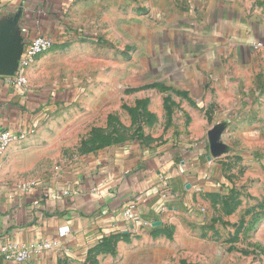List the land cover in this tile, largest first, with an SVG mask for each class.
Masks as SVG:
<instances>
[{
    "label": "crops",
    "instance_id": "crops-1",
    "mask_svg": "<svg viewBox=\"0 0 264 264\" xmlns=\"http://www.w3.org/2000/svg\"><path fill=\"white\" fill-rule=\"evenodd\" d=\"M101 1L0 0V24L19 18L23 51L37 36L59 45L67 12ZM141 3L156 25V112L144 138L37 187L0 181V264H17L1 255L7 246L32 249L23 264H82L92 254L103 264H224L209 232L193 228L212 220L201 214L224 182L215 152L235 106L264 90V0ZM39 59L26 87L0 76V134H26L45 105L29 84ZM131 204L138 224L125 216ZM45 242L57 245L33 251Z\"/></svg>",
    "mask_w": 264,
    "mask_h": 264
},
{
    "label": "rangeland",
    "instance_id": "rangeland-1",
    "mask_svg": "<svg viewBox=\"0 0 264 264\" xmlns=\"http://www.w3.org/2000/svg\"><path fill=\"white\" fill-rule=\"evenodd\" d=\"M147 7L141 0H102L85 3L81 16L67 12L59 45L29 73V84L46 101L33 128L3 155L2 183L37 187L114 146L144 138V125L156 112V25ZM257 87L254 81L249 89ZM261 89L234 108L239 114L223 132L218 157L224 182L201 214L212 220L193 228L206 237L209 232L208 244L224 252V264H264ZM82 264L103 263L92 254Z\"/></svg>",
    "mask_w": 264,
    "mask_h": 264
},
{
    "label": "built area",
    "instance_id": "built-area-1",
    "mask_svg": "<svg viewBox=\"0 0 264 264\" xmlns=\"http://www.w3.org/2000/svg\"><path fill=\"white\" fill-rule=\"evenodd\" d=\"M25 32L26 30H22ZM54 46V41L50 38L37 36L34 37L31 42L24 49L22 56L19 61L17 71L12 80L10 81L18 88H23L28 85L27 71L33 66L37 58L41 55L48 53ZM262 43L257 44V48H261ZM23 137V134H15L12 131H6L0 134V163L5 154L7 148L12 141L17 140V138ZM136 206L135 204L129 205L125 210L126 218L138 224L140 221L135 214ZM57 244L56 243H41L34 247L33 251L41 253L43 251H48L53 249ZM32 254V249L18 248L16 246H7L1 249V255L4 256L7 260L13 261L17 264L26 263Z\"/></svg>",
    "mask_w": 264,
    "mask_h": 264
},
{
    "label": "water",
    "instance_id": "water-1",
    "mask_svg": "<svg viewBox=\"0 0 264 264\" xmlns=\"http://www.w3.org/2000/svg\"><path fill=\"white\" fill-rule=\"evenodd\" d=\"M19 18L0 24V76H14L23 53V40L18 30ZM220 146L215 155H219ZM159 224V223H158Z\"/></svg>",
    "mask_w": 264,
    "mask_h": 264
}]
</instances>
